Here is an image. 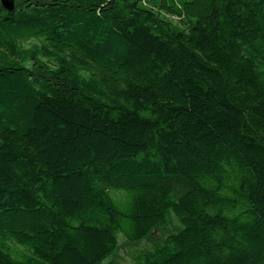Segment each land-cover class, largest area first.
Wrapping results in <instances>:
<instances>
[{
	"label": "trees",
	"instance_id": "obj_1",
	"mask_svg": "<svg viewBox=\"0 0 264 264\" xmlns=\"http://www.w3.org/2000/svg\"><path fill=\"white\" fill-rule=\"evenodd\" d=\"M0 0V264H264V0Z\"/></svg>",
	"mask_w": 264,
	"mask_h": 264
},
{
	"label": "water",
	"instance_id": "obj_2",
	"mask_svg": "<svg viewBox=\"0 0 264 264\" xmlns=\"http://www.w3.org/2000/svg\"><path fill=\"white\" fill-rule=\"evenodd\" d=\"M2 4L4 7L7 9H13L14 8V0H1Z\"/></svg>",
	"mask_w": 264,
	"mask_h": 264
},
{
	"label": "rangeland",
	"instance_id": "obj_3",
	"mask_svg": "<svg viewBox=\"0 0 264 264\" xmlns=\"http://www.w3.org/2000/svg\"><path fill=\"white\" fill-rule=\"evenodd\" d=\"M122 263L123 261L121 257H118L117 260H115V264H122Z\"/></svg>",
	"mask_w": 264,
	"mask_h": 264
}]
</instances>
